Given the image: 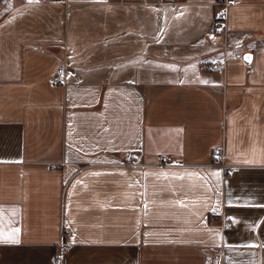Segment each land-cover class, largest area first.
<instances>
[{
	"label": "crops",
	"instance_id": "crops-1",
	"mask_svg": "<svg viewBox=\"0 0 264 264\" xmlns=\"http://www.w3.org/2000/svg\"><path fill=\"white\" fill-rule=\"evenodd\" d=\"M214 12L0 0V264H264V0Z\"/></svg>",
	"mask_w": 264,
	"mask_h": 264
},
{
	"label": "built area",
	"instance_id": "built-area-1",
	"mask_svg": "<svg viewBox=\"0 0 264 264\" xmlns=\"http://www.w3.org/2000/svg\"><path fill=\"white\" fill-rule=\"evenodd\" d=\"M234 2V0H213V4L215 6V12H214V24L212 26V28L214 30H221L222 26V21L224 20V13H225V9L228 5L232 4ZM237 57H242V53L240 52H236L234 54ZM63 76H64V66H60L56 73L53 75L52 80L54 82H61L63 80ZM222 154H223V147L222 146H213L211 148V159L214 162H217L219 164L222 165V168L225 172H234L238 169L237 165H233V166H228L225 165L224 163H222ZM135 152L133 150L127 151L125 154V160L128 159H132L134 158ZM157 157L162 160V161H166L168 159V157L166 155H159L157 154ZM215 216L214 215H210L209 219H213ZM230 221L225 219L221 221V226L223 228L229 227L230 226ZM67 249V244L64 242V240H60L55 248V252L53 253L54 258H60V256L62 255V253Z\"/></svg>",
	"mask_w": 264,
	"mask_h": 264
},
{
	"label": "snow or ice",
	"instance_id": "snow-or-ice-1",
	"mask_svg": "<svg viewBox=\"0 0 264 264\" xmlns=\"http://www.w3.org/2000/svg\"><path fill=\"white\" fill-rule=\"evenodd\" d=\"M244 58L248 60L249 62H251V56L246 55ZM245 163H252V161H245ZM215 175L218 176L219 172H216ZM244 206H249V205H244ZM230 219H232L234 222H239L235 218H230ZM19 232H20L19 228H14L10 232H7V233L0 231V240L6 241L9 243H19L20 241L16 235Z\"/></svg>",
	"mask_w": 264,
	"mask_h": 264
},
{
	"label": "water",
	"instance_id": "water-1",
	"mask_svg": "<svg viewBox=\"0 0 264 264\" xmlns=\"http://www.w3.org/2000/svg\"><path fill=\"white\" fill-rule=\"evenodd\" d=\"M246 55L251 56V53H249V52H245V53L243 54V58H244Z\"/></svg>",
	"mask_w": 264,
	"mask_h": 264
}]
</instances>
